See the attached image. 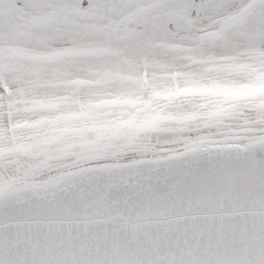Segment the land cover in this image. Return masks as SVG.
Returning <instances> with one entry per match:
<instances>
[{
  "label": "snow or ice",
  "instance_id": "obj_1",
  "mask_svg": "<svg viewBox=\"0 0 264 264\" xmlns=\"http://www.w3.org/2000/svg\"><path fill=\"white\" fill-rule=\"evenodd\" d=\"M0 264H264V0H0Z\"/></svg>",
  "mask_w": 264,
  "mask_h": 264
}]
</instances>
